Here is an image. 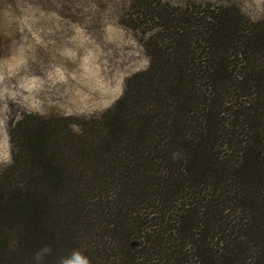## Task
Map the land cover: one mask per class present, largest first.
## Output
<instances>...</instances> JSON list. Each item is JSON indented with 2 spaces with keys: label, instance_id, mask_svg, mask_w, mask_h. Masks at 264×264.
Returning <instances> with one entry per match:
<instances>
[{
  "label": "trees",
  "instance_id": "trees-1",
  "mask_svg": "<svg viewBox=\"0 0 264 264\" xmlns=\"http://www.w3.org/2000/svg\"><path fill=\"white\" fill-rule=\"evenodd\" d=\"M148 13L110 109L12 123L0 264H264V28Z\"/></svg>",
  "mask_w": 264,
  "mask_h": 264
},
{
  "label": "rangeland",
  "instance_id": "rangeland-1",
  "mask_svg": "<svg viewBox=\"0 0 264 264\" xmlns=\"http://www.w3.org/2000/svg\"><path fill=\"white\" fill-rule=\"evenodd\" d=\"M152 9L225 11L241 29L264 28V0H0V174L11 163L13 122L81 123L113 106L126 79L147 69L148 39L169 33Z\"/></svg>",
  "mask_w": 264,
  "mask_h": 264
}]
</instances>
